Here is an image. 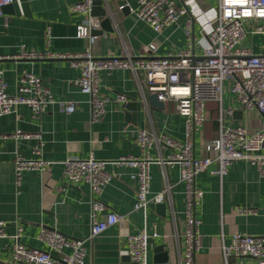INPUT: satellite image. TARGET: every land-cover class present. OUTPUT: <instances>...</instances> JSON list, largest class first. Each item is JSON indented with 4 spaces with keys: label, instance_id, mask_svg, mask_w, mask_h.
I'll return each instance as SVG.
<instances>
[{
    "label": "crops",
    "instance_id": "crops-1",
    "mask_svg": "<svg viewBox=\"0 0 264 264\" xmlns=\"http://www.w3.org/2000/svg\"><path fill=\"white\" fill-rule=\"evenodd\" d=\"M80 0H21L13 7L3 8L0 15V56L11 57L21 48L38 52H84L89 49L94 55L124 56L126 53L140 54L151 43L158 47V55H167L186 48L187 35L184 19L161 32H156L147 22L136 19L126 7L119 9L115 2L112 18L113 31L103 32L90 40L78 36V27L84 17L73 12L71 6ZM137 7L138 0H127ZM210 2L215 0H208ZM93 16V15H92ZM98 18V17H97ZM199 26L194 25L196 37ZM48 28L51 35L48 36ZM97 29V30H98ZM200 33V31H199ZM244 45L260 52L264 45V34L250 33ZM8 92L15 94L24 71L39 75L44 85L57 100H72L77 103L72 113L61 111L58 104L50 105L45 112L35 117L30 108L20 106L15 113L0 116V133L22 130L40 134L41 138H8L0 147V221L4 222L5 236L0 238V264L9 258L16 243V234L22 227L21 241L27 246L46 248L39 240L43 227L57 228L70 237L88 238L91 232V203L96 196L87 182L69 183L64 177V162L70 157L87 158L94 155L101 160H117L124 156L140 155L136 144V132L144 128L158 134H167L184 141L185 118L178 113L176 102L167 100L161 106L152 104L142 75L130 69L101 71L99 89L103 96L116 97L125 94L128 102L138 101L136 118L130 108L110 100L105 112L92 121L89 95L78 86L79 70L68 59L1 61ZM232 109L225 112L224 122L232 126H247L259 130L264 114L257 109H247L226 91L222 104L209 102L206 105L207 125L203 132L195 134V156L207 155L203 141L218 136L220 107ZM42 143V156L52 160V169L45 174L39 171H24L21 188L16 183V152L33 156V150ZM164 154L168 150H164ZM217 162L199 173L196 185L204 191L197 206V218L201 221L200 250L196 264H219L224 261L222 245H229L237 232L264 236V177L257 166L249 161L238 160L229 166L223 177L214 173ZM110 171L118 174L104 187L100 199L113 210L125 215L119 222L93 240L86 242L87 264H136L125 255L128 234L146 230L158 232L150 242V262L154 264L155 248L165 244L169 253V264H181L185 246V193L180 182L179 165L152 164L151 191L165 190L164 208L150 204L146 211L133 210L136 200V184L130 179L134 170L127 164H110ZM238 206L255 208V213H239ZM230 264H258L254 257H229Z\"/></svg>",
    "mask_w": 264,
    "mask_h": 264
},
{
    "label": "built area",
    "instance_id": "built-area-1",
    "mask_svg": "<svg viewBox=\"0 0 264 264\" xmlns=\"http://www.w3.org/2000/svg\"><path fill=\"white\" fill-rule=\"evenodd\" d=\"M94 0H80L71 6V10L82 14V24L78 27V36L94 39V30L100 28V21L92 16ZM21 4V0H0V15L9 4ZM128 7L134 17L147 22L156 32L163 31L185 16L187 46L167 55L157 54V45L151 43L140 54L126 53L124 56L109 55L98 57L89 49L84 52H38L21 48L11 56H0V116L17 112L20 106L30 108L37 117L52 104H58L61 111L72 113L76 110L75 101L57 100L43 79L30 71H24L19 79L15 94L8 92L1 61L6 58L16 60L68 59L79 70L78 86L89 95L92 108V121H96L106 110L108 101L126 105L128 97L118 93L116 97L103 96L99 89L101 71L130 69L136 75H142L147 92L157 94L162 102H176V109L185 118L186 138L184 141L158 134L144 128L137 129L136 144L140 155H129L117 160H101L94 155L87 158L70 157L63 163L64 177L69 183L87 182L94 194L91 203V232L88 238L70 237L57 228L43 227L39 240L46 248L27 246L21 241L22 227L19 228L9 258L4 264H87L86 242L93 240L109 227L126 219L117 211H107V205L100 199L104 187L118 174L110 171V164H127L134 170L130 179L136 184V200L133 210L146 211L150 204L165 201V190L151 191V166L179 165L180 182L185 193V229L183 245L184 258L181 264H196L200 250L197 206L204 191L197 187V175L217 162L218 169L213 171L223 177L229 166L238 160L255 164L264 177V121L259 130L247 126H232L224 122L225 112L220 107V128L218 136L203 141V150L207 155L195 156V134L203 132L207 120L206 105L209 102L222 104L223 94L230 91L234 98L247 109H257L264 114V45L260 52H254L244 45L249 32L264 34V0H138L137 7L119 5L122 10ZM198 24L201 36H195L193 28ZM51 35L48 28V36ZM41 138L40 134H31L16 130L0 133V147L8 138ZM42 143L28 157L19 151L15 156L16 183L21 188L24 171L48 173L55 162L42 156ZM164 150H168L164 154ZM239 213H255L256 209L238 206ZM5 223L0 221V238L5 236ZM158 232L149 234L146 230L137 234H128L124 254L136 264H151L149 240L158 236ZM224 261L230 264L229 257L250 256L264 264V236L237 232L229 245H222Z\"/></svg>",
    "mask_w": 264,
    "mask_h": 264
},
{
    "label": "water",
    "instance_id": "water-1",
    "mask_svg": "<svg viewBox=\"0 0 264 264\" xmlns=\"http://www.w3.org/2000/svg\"><path fill=\"white\" fill-rule=\"evenodd\" d=\"M115 2L118 5H122L126 3V0H94L93 1V8H92V15L95 17H98L99 21L101 22V25L103 27V30L107 31H113L112 28V18L115 13ZM14 4H9L4 6V8H10L13 7ZM125 9V8H124ZM122 9V10H124ZM185 16L181 17V19H184ZM102 30H94L93 34L98 35L101 34ZM149 102L152 104L161 106L162 101L158 99L157 94H151L148 96ZM128 108L133 111V118H136V112L138 109V101L135 99H131L127 103ZM158 207L164 208V204H158ZM151 242V239L149 240V244ZM155 259L154 264H169V253L168 250L165 248V244H160L156 246L155 248Z\"/></svg>",
    "mask_w": 264,
    "mask_h": 264
},
{
    "label": "rangeland",
    "instance_id": "rangeland-1",
    "mask_svg": "<svg viewBox=\"0 0 264 264\" xmlns=\"http://www.w3.org/2000/svg\"><path fill=\"white\" fill-rule=\"evenodd\" d=\"M208 2L210 3V1H208ZM211 4L214 5V1H212ZM196 25L198 26V24H196ZM196 30H197V36H199L200 33H199V31H198V27L196 28Z\"/></svg>",
    "mask_w": 264,
    "mask_h": 264
},
{
    "label": "trees",
    "instance_id": "trees-1",
    "mask_svg": "<svg viewBox=\"0 0 264 264\" xmlns=\"http://www.w3.org/2000/svg\"><path fill=\"white\" fill-rule=\"evenodd\" d=\"M206 125H207V120H206V122H205L204 128L206 127Z\"/></svg>",
    "mask_w": 264,
    "mask_h": 264
}]
</instances>
